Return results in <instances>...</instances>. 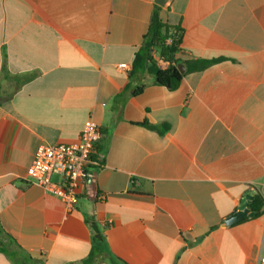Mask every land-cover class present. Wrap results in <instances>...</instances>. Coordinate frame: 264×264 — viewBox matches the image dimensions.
I'll return each mask as SVG.
<instances>
[{
    "label": "crops",
    "instance_id": "1",
    "mask_svg": "<svg viewBox=\"0 0 264 264\" xmlns=\"http://www.w3.org/2000/svg\"><path fill=\"white\" fill-rule=\"evenodd\" d=\"M155 1L0 0V264L264 261V217L224 223L264 199V0L159 6L185 57L225 58L173 91L130 74ZM88 120L103 167L68 210L27 169Z\"/></svg>",
    "mask_w": 264,
    "mask_h": 264
},
{
    "label": "built area",
    "instance_id": "2",
    "mask_svg": "<svg viewBox=\"0 0 264 264\" xmlns=\"http://www.w3.org/2000/svg\"><path fill=\"white\" fill-rule=\"evenodd\" d=\"M157 65L164 68L167 63L160 59ZM117 67L128 69L127 64ZM101 138L98 125L88 120L75 142L40 145L27 169L28 182L59 199L68 210L72 209L80 197L88 172L103 167V154L98 146ZM98 199L103 200V197Z\"/></svg>",
    "mask_w": 264,
    "mask_h": 264
},
{
    "label": "trees",
    "instance_id": "3",
    "mask_svg": "<svg viewBox=\"0 0 264 264\" xmlns=\"http://www.w3.org/2000/svg\"><path fill=\"white\" fill-rule=\"evenodd\" d=\"M159 6H154L152 16L150 19L148 30L144 36L143 51L136 53L130 74L145 71L146 74L153 79V82L159 86L164 87L169 91L178 88L182 79L191 73L201 72L208 67L223 61L224 57L211 58V59H190L184 56L182 48L183 30L179 26H171L166 22L161 21L159 17ZM157 52L158 57L167 63V66L161 68L157 65L153 54ZM182 65L185 68L184 73H180L178 66ZM144 88L140 85L135 91V95H139ZM142 126L155 129L147 123L141 124ZM164 130L168 129V125H162ZM249 209L253 212V218L264 217V199L259 193L252 195V200L249 203ZM93 232L92 240L94 242H102L99 230L94 224H91ZM1 234H4L0 230ZM91 261L87 260L85 264H90Z\"/></svg>",
    "mask_w": 264,
    "mask_h": 264
},
{
    "label": "water",
    "instance_id": "4",
    "mask_svg": "<svg viewBox=\"0 0 264 264\" xmlns=\"http://www.w3.org/2000/svg\"><path fill=\"white\" fill-rule=\"evenodd\" d=\"M164 2H165V0H156L155 4L157 6H163ZM178 69H179L180 73H184V71H185V68L182 65H179ZM251 200H252V196H246L244 198L243 203L238 208V210L225 220V222H224L225 225L226 226H231V225H233L235 223H238L239 221H241L242 219H244L246 217H252L254 213L251 212L249 207H248V204H249V202Z\"/></svg>",
    "mask_w": 264,
    "mask_h": 264
}]
</instances>
